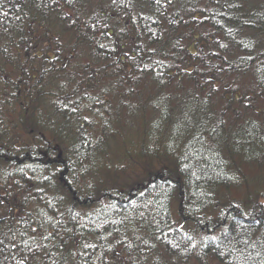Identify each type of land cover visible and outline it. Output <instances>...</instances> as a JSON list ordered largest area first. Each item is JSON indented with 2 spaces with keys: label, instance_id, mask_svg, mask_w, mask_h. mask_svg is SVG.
<instances>
[{
  "label": "trees",
  "instance_id": "trees-1",
  "mask_svg": "<svg viewBox=\"0 0 264 264\" xmlns=\"http://www.w3.org/2000/svg\"><path fill=\"white\" fill-rule=\"evenodd\" d=\"M0 264H264V0H0Z\"/></svg>",
  "mask_w": 264,
  "mask_h": 264
}]
</instances>
